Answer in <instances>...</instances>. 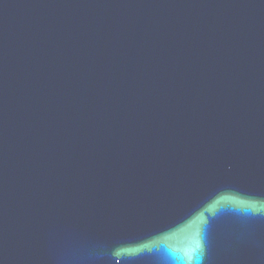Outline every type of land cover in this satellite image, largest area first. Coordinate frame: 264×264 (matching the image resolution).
Listing matches in <instances>:
<instances>
[{
  "label": "water",
  "instance_id": "water-1",
  "mask_svg": "<svg viewBox=\"0 0 264 264\" xmlns=\"http://www.w3.org/2000/svg\"><path fill=\"white\" fill-rule=\"evenodd\" d=\"M0 264H264V0H0Z\"/></svg>",
  "mask_w": 264,
  "mask_h": 264
}]
</instances>
